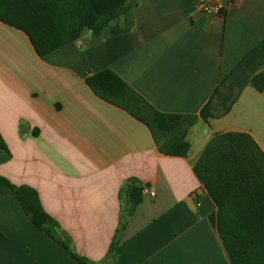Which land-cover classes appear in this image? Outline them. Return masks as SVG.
<instances>
[{
  "label": "crops",
  "instance_id": "obj_1",
  "mask_svg": "<svg viewBox=\"0 0 264 264\" xmlns=\"http://www.w3.org/2000/svg\"><path fill=\"white\" fill-rule=\"evenodd\" d=\"M198 1L130 0V33L99 39L87 31L44 58L0 22V134L8 147L0 176L36 191L75 253L94 264L109 263L124 212L120 190L131 179L148 187L114 264H231L210 220L217 206L193 167L217 134L247 133L264 152V92L247 87L227 115L200 119L182 158L159 153L144 124L86 83L111 70L158 111L199 115L264 40V0H241L219 17L197 12ZM0 264L79 263L32 225L15 197L0 194Z\"/></svg>",
  "mask_w": 264,
  "mask_h": 264
},
{
  "label": "trees",
  "instance_id": "obj_2",
  "mask_svg": "<svg viewBox=\"0 0 264 264\" xmlns=\"http://www.w3.org/2000/svg\"><path fill=\"white\" fill-rule=\"evenodd\" d=\"M129 1L0 0V22L22 31L35 53L44 58L78 41L87 31L99 39L130 33L135 21ZM121 19L123 24L119 23ZM86 83L101 100L144 124L159 153L186 158L191 151L189 131L200 119L209 121L227 115L247 87L264 92V40L215 90L199 115L158 111L111 70L89 75ZM215 100L222 107L220 113H216ZM0 151L8 152L1 134ZM193 171L217 206L210 220L231 264H264V152L258 143L247 133L217 134ZM147 187L134 179L121 187L124 212L107 255L108 264L115 263L123 231ZM0 194L15 197L32 225L63 246L79 264H94L75 253L72 242L43 209L36 191L0 176Z\"/></svg>",
  "mask_w": 264,
  "mask_h": 264
},
{
  "label": "built area",
  "instance_id": "obj_3",
  "mask_svg": "<svg viewBox=\"0 0 264 264\" xmlns=\"http://www.w3.org/2000/svg\"><path fill=\"white\" fill-rule=\"evenodd\" d=\"M241 0H199L196 6L197 12L209 16V17H219L224 16L227 10L239 3ZM152 197L155 196V192L150 190Z\"/></svg>",
  "mask_w": 264,
  "mask_h": 264
},
{
  "label": "rangeland",
  "instance_id": "obj_4",
  "mask_svg": "<svg viewBox=\"0 0 264 264\" xmlns=\"http://www.w3.org/2000/svg\"><path fill=\"white\" fill-rule=\"evenodd\" d=\"M218 109H220V112L222 111V107L220 105H218Z\"/></svg>",
  "mask_w": 264,
  "mask_h": 264
}]
</instances>
